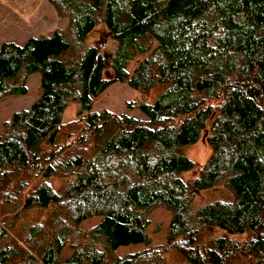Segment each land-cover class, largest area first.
I'll return each instance as SVG.
<instances>
[{"label": "trees", "instance_id": "1", "mask_svg": "<svg viewBox=\"0 0 264 264\" xmlns=\"http://www.w3.org/2000/svg\"><path fill=\"white\" fill-rule=\"evenodd\" d=\"M46 1L64 28L0 43V98L39 75L35 101L0 130V264H162L163 249L264 264V0ZM100 24L109 55L86 44ZM115 82L143 96L141 116L93 109ZM202 135L198 164L184 151ZM215 187L220 199L194 202ZM158 205L160 246L145 231Z\"/></svg>", "mask_w": 264, "mask_h": 264}, {"label": "rangeland", "instance_id": "2", "mask_svg": "<svg viewBox=\"0 0 264 264\" xmlns=\"http://www.w3.org/2000/svg\"><path fill=\"white\" fill-rule=\"evenodd\" d=\"M67 21L58 17L52 6L46 0H0V43L10 41L22 44L28 37L39 35H50L53 30L64 28ZM86 44L95 45L102 54L109 55L114 47V42L108 38L103 26L97 25L86 37ZM136 61L131 62L132 67ZM38 73H31L25 78L26 93L23 95H6L0 98V130L3 121L16 111L28 108L38 95ZM137 91L128 87L125 82H115L104 92L93 100V109L107 110L110 113H131L134 116H141L137 109V103L143 99ZM131 104V110L127 108ZM75 117V106L69 104L62 115V121H70ZM185 154L194 162L201 164L210 153V149L201 136L193 145L185 149ZM195 174L188 171L183 174L184 178H190ZM222 187L200 192L196 195L194 202L202 203L213 199H220L223 192ZM148 225L145 229L151 238L153 245L164 243L165 230L169 222V211L161 205L155 206L146 212ZM99 216H92L80 222L82 229H87L99 221ZM142 244H129L119 246L116 254L123 255L140 250ZM69 253L68 249L62 251V257ZM159 261L162 264H186L173 251L163 249Z\"/></svg>", "mask_w": 264, "mask_h": 264}]
</instances>
